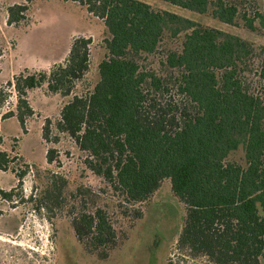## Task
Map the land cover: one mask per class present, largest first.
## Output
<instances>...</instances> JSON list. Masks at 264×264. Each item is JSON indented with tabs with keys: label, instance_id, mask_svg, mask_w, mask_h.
<instances>
[{
	"label": "trees",
	"instance_id": "1",
	"mask_svg": "<svg viewBox=\"0 0 264 264\" xmlns=\"http://www.w3.org/2000/svg\"><path fill=\"white\" fill-rule=\"evenodd\" d=\"M72 1L101 20L107 34L92 90L72 94L88 71L91 44L77 37L63 63L13 76L6 85L15 108L1 119L15 117L24 131L33 116L27 93L46 85L68 99L57 132L74 141L87 168L125 203L145 202L169 181L185 211L177 249L211 264L264 263V47L137 0ZM162 1L229 26L264 29V0ZM27 7L9 6L7 23L24 19ZM8 97L0 89V113ZM50 124L46 119L42 127L45 142L52 141ZM238 150L242 163L230 160ZM56 158L48 149L47 163ZM9 162L0 152V171ZM84 191L73 193L65 177L50 174L36 209L69 217L77 242L104 261L116 232L106 209L88 212L77 199Z\"/></svg>",
	"mask_w": 264,
	"mask_h": 264
},
{
	"label": "rangeland",
	"instance_id": "2",
	"mask_svg": "<svg viewBox=\"0 0 264 264\" xmlns=\"http://www.w3.org/2000/svg\"><path fill=\"white\" fill-rule=\"evenodd\" d=\"M137 1L264 47V29L251 32L241 22L229 26L209 13H193L162 0ZM16 4H27L24 19L8 24L7 8ZM77 37L91 40L88 71L72 90L80 96L92 90L98 80V64L106 56L107 34L102 21L72 0H0V89L9 96L0 113V152L10 160L8 169L0 171V264H211L200 255L177 249L185 211L168 180H163L147 201L127 204L87 168L86 154L55 128L67 98L49 93L43 85L27 93L33 116L26 119L24 131L15 117L1 119L15 108V93L6 85L13 76L22 71L48 72L53 65L63 63ZM151 63L148 58L147 64ZM46 119L51 121L49 139L56 137V142L42 139ZM50 148L56 150L57 158L48 164L46 152ZM242 156L238 150L230 160L242 163ZM53 173L66 178L69 191L85 190L76 196L88 212L99 205L106 209L117 236L106 260L88 253L77 242L69 217L50 218L54 213L36 209L46 178ZM1 193H10L9 199Z\"/></svg>",
	"mask_w": 264,
	"mask_h": 264
}]
</instances>
